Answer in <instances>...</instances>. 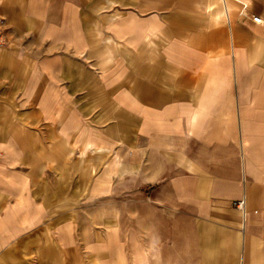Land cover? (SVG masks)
I'll list each match as a JSON object with an SVG mask.
<instances>
[{
    "label": "crops",
    "instance_id": "crops-1",
    "mask_svg": "<svg viewBox=\"0 0 264 264\" xmlns=\"http://www.w3.org/2000/svg\"><path fill=\"white\" fill-rule=\"evenodd\" d=\"M0 19V264H264V0Z\"/></svg>",
    "mask_w": 264,
    "mask_h": 264
},
{
    "label": "built area",
    "instance_id": "built-area-1",
    "mask_svg": "<svg viewBox=\"0 0 264 264\" xmlns=\"http://www.w3.org/2000/svg\"><path fill=\"white\" fill-rule=\"evenodd\" d=\"M5 44V35L3 31V21L0 19V48H2ZM234 208H236L242 215L245 213V199H241L238 201H234L232 203Z\"/></svg>",
    "mask_w": 264,
    "mask_h": 264
}]
</instances>
